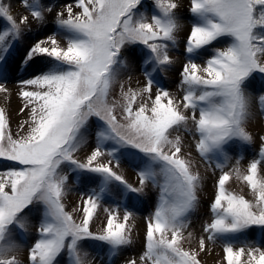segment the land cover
<instances>
[{"label":"snow or ice","instance_id":"6c2138e0","mask_svg":"<svg viewBox=\"0 0 264 264\" xmlns=\"http://www.w3.org/2000/svg\"><path fill=\"white\" fill-rule=\"evenodd\" d=\"M19 2L29 15L17 18L12 0H0L6 25L0 29V93L9 91L8 59L31 23L44 25L46 14L55 11V27L16 62L14 70L33 74L17 82L18 115L25 118L15 131L9 111L0 107V160L13 162L0 171V264H23L14 234L26 235L33 217L37 226L27 264H60L65 256L67 264H89L85 244L101 259L105 246L112 257L133 245V213L125 209L121 217L119 205L104 208L100 229H91L112 184L125 196L143 194L149 185L158 190L142 251L125 264H201L207 244L217 241L224 264H264V247L244 236L253 226L264 231V135L246 168L243 156L229 168L227 151L255 141L247 129L253 98L246 89L264 76V0H190L179 98L159 77L176 63L171 52L182 27L181 0H150L147 7L145 0ZM217 43L224 46L214 47ZM134 63L143 75L136 86L129 74ZM257 101L264 114V90ZM89 135L94 146L80 159ZM193 150L214 175L219 171L210 222L198 238L185 235L203 182ZM118 153L136 162L139 187L113 170V161L119 167ZM72 173L76 183L84 175L98 176L100 183L98 190L82 192L81 203L68 211ZM233 178L251 199L228 188ZM193 241L195 247H185Z\"/></svg>","mask_w":264,"mask_h":264},{"label":"rangeland","instance_id":"374dc122","mask_svg":"<svg viewBox=\"0 0 264 264\" xmlns=\"http://www.w3.org/2000/svg\"><path fill=\"white\" fill-rule=\"evenodd\" d=\"M41 2L47 6L49 0H41ZM57 2L63 4L66 2H71V0H57ZM149 2L150 0H145L146 7ZM12 4L13 14L17 18H19V16L21 15H29V12L21 7L19 0H12ZM181 5L182 6L178 11V16L182 27L178 33V46L171 52V55L176 60V63L168 72L162 73L159 77L162 86L177 98L181 96V93L179 91V72L182 64L186 62L185 56L182 55L184 53L183 41L190 32V26L192 22V18L189 12L190 0H181ZM56 11H59V8H57ZM46 16L47 22L44 25H40L35 22L31 23L29 30L25 31V34L17 44L16 50L11 53L8 59L10 75L7 81V88L9 91L8 93H0V107H4L9 111L11 115V127L13 131L16 130L18 122L25 118L23 115H18L19 110L22 107V100L18 95L20 86L17 82L21 79H27L30 77V75L33 74L31 69L27 72L23 68L14 70L15 65L25 49L39 40L46 39L49 35L52 34V29L55 27L53 24L55 11L51 14H46ZM5 26V22L0 20V29H3ZM223 46V43H217L214 45V47ZM206 58L207 55L205 54L204 56L197 59L196 62L202 64L204 59ZM129 59L131 60L133 59V57L129 55ZM34 67H39V65H36ZM129 74L132 75L133 86H136L137 80L143 83V75L140 64L134 63L133 70ZM259 90H264V76H257L252 84L248 87V89H246V91H248L253 98L251 109L252 116L247 124V129L253 134V136L255 137V141L252 145L235 144L227 149L228 154L232 156V160L228 165L229 168H231L232 165L235 164V160L238 156L244 157L241 161V167L246 168L249 160H251L259 150V136L264 135V114H261L257 101V93ZM190 139L191 138L189 137L188 140ZM93 146L94 136L89 135L88 144L85 146L84 150L78 154V157L80 159H84L85 155L90 153ZM107 147H112L111 143H109ZM121 151L123 152L124 150ZM118 156L120 158L119 167H116V162L113 161V170L121 174L124 179L133 187H139L136 162L132 161L129 158H126L123 155H120V153H118ZM192 158L196 165V170H198L203 177V182L202 187L198 192L199 204L196 209L190 214V224L185 235H187V232H192L194 236L198 238L203 234V224L205 222H210V204L214 199L216 191L214 185L216 178L219 175V171L217 170L214 175L213 170L211 168H208L207 165L199 159L198 154H196L194 150L192 151ZM107 159V157L104 158L105 162ZM12 166L13 162L0 160V171L7 170ZM99 183L100 178L98 176L89 175L81 176L80 183H76V174H70V191L65 198L66 210L72 211L74 207L78 206L81 203L80 197L82 192H87L90 188H97L98 190ZM228 188L231 191L241 193L245 195L246 198L251 199V195L248 189L235 178H233V180L229 182ZM157 197L158 190L152 188L151 185H149L145 189L143 194L129 193L127 196L122 194V187L118 184L110 185L109 191L105 193L101 201V207L98 210V219H96L95 222L91 225V229L93 231H97L100 229L101 222L105 220L107 215V213L104 211V208H115L117 205H119V212L121 217L123 216L125 209L133 213V217L129 221V223L133 228L134 243L133 245L122 249L117 255L112 257H109L107 248L105 246V248L101 251V255L104 257L103 259H101L100 256H96L93 248L89 247L88 244H85V247L88 248L89 252L91 253V255H89L88 257L89 264H125L128 259H138V256L142 251L140 242L143 240L146 218L154 211ZM74 218H78L76 214H74ZM36 226L37 220L35 217H33L31 219V225L26 235H20L19 233L14 234V238L17 239V242L22 244L21 250L16 253V255L18 259L23 262V264H27V245L31 244L34 240ZM244 236H246L249 241L259 242V246L264 247V231L260 230L259 228L253 226L247 231L246 234H244ZM243 238L244 237H239L237 239ZM25 241L26 244L24 243ZM190 246L195 247L196 242L193 241L191 245H189L187 242L185 243L186 248ZM239 246L240 245L237 244V247ZM207 249L208 251L205 253H201L199 257V259L201 260V264H224L221 241H217L214 244L209 242L207 244ZM93 257L95 258L93 259ZM60 264H67L66 256L60 259Z\"/></svg>","mask_w":264,"mask_h":264}]
</instances>
